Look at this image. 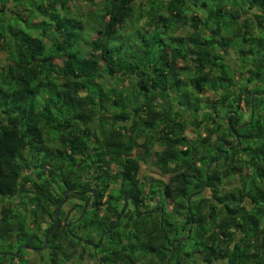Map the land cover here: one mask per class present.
Instances as JSON below:
<instances>
[{"label": "trees", "instance_id": "16d2710c", "mask_svg": "<svg viewBox=\"0 0 264 264\" xmlns=\"http://www.w3.org/2000/svg\"><path fill=\"white\" fill-rule=\"evenodd\" d=\"M73 1L0 0V264H264V0Z\"/></svg>", "mask_w": 264, "mask_h": 264}, {"label": "rangeland", "instance_id": "374dc122", "mask_svg": "<svg viewBox=\"0 0 264 264\" xmlns=\"http://www.w3.org/2000/svg\"><path fill=\"white\" fill-rule=\"evenodd\" d=\"M104 0H75L73 1L70 6H71V9L74 11L76 8L80 9L81 10V13L82 14H85L87 11H90L91 9H93L94 7H98L100 4H102ZM90 4H89V3ZM88 4L90 7H88ZM134 25L133 24H127L126 28H131L132 26ZM187 29V26H181V27H177V29H175L174 31V34H183L185 32V30ZM126 29H124L125 31ZM114 40V38H113ZM3 53L0 51V64L3 63ZM236 58V55H235V52L233 51V48L229 47L227 52H226V55H225V60L228 61L229 63L232 64L233 60ZM234 67V66H233ZM238 73H240V70L238 71ZM236 73L235 74V77L236 78H239L240 77V74ZM242 76V75H241ZM259 88H264V83L261 82L260 86H258ZM243 110V109H242ZM185 113V112H184ZM247 114L246 113H243V117L246 118ZM189 125H187V133L188 135H190L189 133ZM159 149V145L154 143L152 145V148H151V152L149 154L148 157L146 158H141L140 161H139V167H138V171H137V176L138 178L141 180L142 179V176H150V177H154V178H159L161 180H166L167 178V174H161L158 169L156 168L155 164H154V155H155V151ZM219 155H221V151H219ZM131 153L133 155H138L139 157L141 156V153H142V148L138 147V146H135L133 148V150L131 151ZM216 157H219L217 156V152H216ZM239 178L238 177H231V178H227L224 183L222 184V190H226L228 189L231 185H235L239 182L238 180ZM111 187V188H110ZM107 190H109L110 194H116V191H115V186L113 184H110V186L107 187ZM74 201V197H69L67 200H65L63 203H62V206H63V210H66V208L70 205V203ZM129 201V207H132L131 205V201L130 199L128 200ZM1 202V201H0ZM122 205H124V203L122 202ZM117 206L120 208L121 207V203L120 201L117 202ZM74 213V211H71L70 213ZM48 221V218H44L41 220L40 222V225L41 227H44L46 225ZM101 234V232H100ZM100 234H99V237H100ZM82 244V243H80ZM97 246V245H96ZM85 248L87 251H92L93 248H91V246L89 245H85ZM80 250V248H79ZM42 251V250H41ZM83 257L79 256L77 257V264H84V262H86V259H87V255L83 254L82 255ZM22 258L26 259V262L25 264H43L44 260H42L43 256H42V253H41V256L38 255V253L33 250V249H24L22 250Z\"/></svg>", "mask_w": 264, "mask_h": 264}, {"label": "water", "instance_id": "95a60500", "mask_svg": "<svg viewBox=\"0 0 264 264\" xmlns=\"http://www.w3.org/2000/svg\"><path fill=\"white\" fill-rule=\"evenodd\" d=\"M219 153H220V152L217 151V156H219ZM92 191H93V189H90V192H92ZM64 197H65V192H63V198H62V200H61V201L57 204V206H56L54 220H53V222H52V224H51V226H50L49 229H51V227L55 224V222H56V220H57V215H58V212H59V209H60V207H61V204H62V202H63ZM124 198H125V197L123 196V199H124ZM102 233H103V232H101L100 236L102 235ZM46 235H47V234H46ZM46 235H45V238H46ZM43 245H44V242H43V244H42L41 246H39V247H35L34 249H35L36 251H40V250L42 249ZM21 246H22V244H19L18 247H17V249L20 248ZM7 253H11V252H7ZM11 254H12L13 256H16V255H17V250H15L14 252H12Z\"/></svg>", "mask_w": 264, "mask_h": 264}, {"label": "flooded vegetation", "instance_id": "af4514ba", "mask_svg": "<svg viewBox=\"0 0 264 264\" xmlns=\"http://www.w3.org/2000/svg\"><path fill=\"white\" fill-rule=\"evenodd\" d=\"M234 136H235V134L233 133V137H234ZM219 140L222 141V139H220V138H219ZM223 146H224V147H230V146L226 145L225 143H223ZM219 156H220V155H219ZM124 197H125V195H124ZM125 199H126V197L124 198V200H125ZM124 200H123V201H124ZM79 253H80V250H79V248H77L76 251H75V255L78 256Z\"/></svg>", "mask_w": 264, "mask_h": 264}]
</instances>
